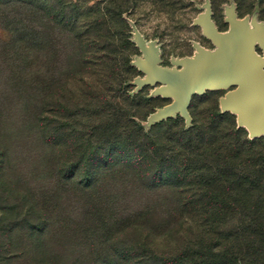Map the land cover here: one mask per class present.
<instances>
[{
    "label": "trees",
    "instance_id": "16d2710c",
    "mask_svg": "<svg viewBox=\"0 0 264 264\" xmlns=\"http://www.w3.org/2000/svg\"><path fill=\"white\" fill-rule=\"evenodd\" d=\"M138 1L0 0V57L19 61L41 95L39 133L56 174L53 190L34 194L11 179L0 142L2 246L12 252L25 232L51 263L49 238L70 230L57 195L73 192L89 197L90 264H264V137L248 138L218 104H192L190 127L181 116L143 126L159 104L131 94L139 71L125 16ZM235 2L264 16V0Z\"/></svg>",
    "mask_w": 264,
    "mask_h": 264
},
{
    "label": "rangeland",
    "instance_id": "374dc122",
    "mask_svg": "<svg viewBox=\"0 0 264 264\" xmlns=\"http://www.w3.org/2000/svg\"><path fill=\"white\" fill-rule=\"evenodd\" d=\"M86 1L94 4L99 0ZM125 17L137 47L132 64L139 71L131 82L135 87L131 94L143 92L144 97L156 98L153 103L159 104L141 121L147 130L157 122L177 116L190 127L192 104L201 109L218 104L221 112L236 116L237 126L246 129L248 138L264 137V122L253 121L254 115L242 99L243 84H220L195 90L188 105L183 107L178 86L158 80L162 76L182 74L191 65L198 66V70L209 69L207 61L223 50L216 36L225 37L239 49L245 31L252 37L253 50L262 60L264 70V16L259 4L253 12L242 15L235 0H228L218 9L212 0H139ZM18 62L0 57V142L8 147L13 162L11 179L40 195L53 190L56 174L50 165L52 153L39 133L41 95L24 84L26 74L20 71ZM62 105V109H67V104ZM74 107L85 110L88 106L74 104ZM83 121L89 122L87 113ZM57 196V209L68 217L70 230L59 231L60 234L55 230L51 235L48 254L53 261L47 264H90L91 248L86 232L82 231L86 228L83 216L89 197L78 198L73 192ZM5 215L0 209V220ZM4 240L0 232V264H42L29 234L21 232L15 236L12 252L2 246Z\"/></svg>",
    "mask_w": 264,
    "mask_h": 264
},
{
    "label": "water",
    "instance_id": "95a60500",
    "mask_svg": "<svg viewBox=\"0 0 264 264\" xmlns=\"http://www.w3.org/2000/svg\"><path fill=\"white\" fill-rule=\"evenodd\" d=\"M222 45V52L211 57L209 69L198 70L191 65L186 72L162 76L161 81L175 83L180 89L183 107L195 90L220 84H243L242 99L254 115V122H264V70L263 62L253 50L250 34L244 32L239 49L225 37L216 36Z\"/></svg>",
    "mask_w": 264,
    "mask_h": 264
}]
</instances>
